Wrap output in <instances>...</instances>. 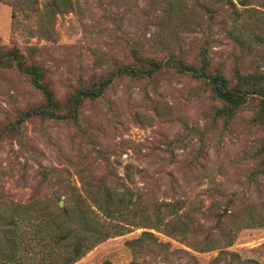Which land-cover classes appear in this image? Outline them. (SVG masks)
Here are the masks:
<instances>
[{"label":"rangeland","instance_id":"obj_1","mask_svg":"<svg viewBox=\"0 0 264 264\" xmlns=\"http://www.w3.org/2000/svg\"><path fill=\"white\" fill-rule=\"evenodd\" d=\"M130 46L188 64L204 48L225 76L264 75V0H0V47L41 66L57 99L129 63ZM210 99L202 82L166 67L151 80L115 79L104 98L81 103L77 125L24 120L0 139V213L63 209L79 233L84 210L106 235L73 264H264L254 157L263 132L250 106L224 121ZM40 102L24 77L0 71V130ZM172 201L180 208L165 215ZM165 223L181 233L164 235ZM5 225L0 215V249ZM17 235L15 260L37 264L41 241L28 226Z\"/></svg>","mask_w":264,"mask_h":264},{"label":"trees","instance_id":"obj_2","mask_svg":"<svg viewBox=\"0 0 264 264\" xmlns=\"http://www.w3.org/2000/svg\"><path fill=\"white\" fill-rule=\"evenodd\" d=\"M128 53L129 63H114L110 71L104 70L99 75H92L83 82L82 86L61 100L54 96L41 66H37L32 61H26L14 48L3 49L0 47V71H11L24 77L29 86L41 96V102L38 105L17 112V118L0 130V139L7 132L17 131L20 123L29 118L77 125L81 103L104 98L105 91L111 87L115 79L151 80L161 75L163 68L170 67L176 74L200 81L209 89L210 100L218 104L213 109L214 118L228 121L247 105L251 107L249 121L263 132L254 152V157L258 159L256 171L264 170V75L255 72L240 73L235 68L232 76H225L219 69L220 67H213L204 48L199 51L197 59L191 64L172 56L165 60H156L143 55L137 47L133 46L129 47ZM97 188L104 197L102 204L105 205L110 199L103 193V188ZM161 205L166 209L168 207L165 214L168 216H172L180 208L178 201L164 202ZM33 207V203H23L11 205L8 213H4V210L1 211L0 215L4 218L5 227L10 233V243L6 241V248L0 249V264L9 262L20 264L15 260L14 252L16 250L15 241H20L24 236L20 235L19 238L17 235L21 227L28 226L38 238V242L42 243V245L39 243L41 254L37 264H73L106 235L100 234L102 225L99 224L98 227L96 222L87 217L84 210L80 212L78 221L86 228L84 227L82 232L76 233L75 229L70 231L66 228V223L61 216V212L65 213L63 209L35 210ZM106 216L110 217L108 214ZM161 218L159 219L161 220ZM65 219H68L67 215ZM159 219L157 218L158 224L154 226L156 229L160 223ZM241 221L243 225H249L246 221ZM163 228L161 231L166 236L171 237L175 230L181 233L180 228H175L167 223L163 224ZM23 232L20 231L21 234ZM70 235H72L71 238ZM17 237L18 239L15 240Z\"/></svg>","mask_w":264,"mask_h":264}]
</instances>
